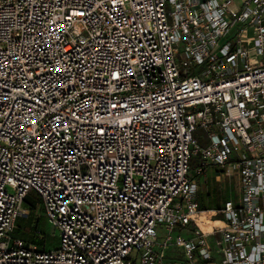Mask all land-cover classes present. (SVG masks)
<instances>
[{
	"label": "built area",
	"instance_id": "2783aa9c",
	"mask_svg": "<svg viewBox=\"0 0 264 264\" xmlns=\"http://www.w3.org/2000/svg\"><path fill=\"white\" fill-rule=\"evenodd\" d=\"M0 264H264V0H0Z\"/></svg>",
	"mask_w": 264,
	"mask_h": 264
},
{
	"label": "rangeland",
	"instance_id": "374dc122",
	"mask_svg": "<svg viewBox=\"0 0 264 264\" xmlns=\"http://www.w3.org/2000/svg\"><path fill=\"white\" fill-rule=\"evenodd\" d=\"M193 160H196L197 164L200 163V159L198 157H195ZM210 167L211 166L209 165L208 172L206 171L200 174L201 177L197 174V166L192 167L190 177L194 179L200 185V190L198 192V201L200 203L202 200L212 201L214 204L218 206H222L225 202L224 200L227 198L237 200L239 197V193H240L239 175L236 174V176L234 177H228L222 174L220 172V169H218L217 167L216 168L215 167L210 168ZM207 173H208L207 176L209 180H207V176H205V174ZM213 188H215L213 195H212L213 197H209L208 191H211V189ZM31 206H34L35 210L30 209L29 216H22L19 219V222L17 225L21 230L19 229V231L14 232L12 234V237H17V236L21 237L23 228L31 229L33 225L38 224L41 232L45 233L47 236V239L45 242L48 245V247L53 248V249L57 248L59 245V237L57 235V231L44 217L43 209L41 207V202L39 199H36L33 196V194H30L27 200H25L24 202V208H29ZM208 213H211V212H206L204 215H201V216L205 219H208L209 221L222 224L220 220L218 219L213 220L214 217H208L207 216ZM34 220H36V222H33ZM178 231H179V227L175 229V234H177ZM184 235H188V234H184Z\"/></svg>",
	"mask_w": 264,
	"mask_h": 264
},
{
	"label": "trees",
	"instance_id": "16d2710c",
	"mask_svg": "<svg viewBox=\"0 0 264 264\" xmlns=\"http://www.w3.org/2000/svg\"><path fill=\"white\" fill-rule=\"evenodd\" d=\"M203 144V143H202ZM191 168L193 167V166H197V168L201 165V163H199V164H197V161L196 160H193V161H191ZM203 168L204 169H207L208 168V166H206V165H203ZM199 176H200V174H198ZM201 177V176H200ZM198 184V189L200 190V185H199V183H197ZM34 196V195H33ZM27 200V199H26ZM30 209H32V210H35V207L34 206H31V207H29ZM202 210H204L203 209V206H201L200 205V207H199V211H202ZM18 222H19V220H18ZM33 222H36V220H34ZM18 224V223H17ZM36 226H38V224H35V225H33V227L31 228V229H33V230H36L37 229V227ZM19 227H18V225H17V229L14 231V232H17V231H19ZM21 230V229H20ZM18 237V236H17ZM21 237H26V238H29L30 240H32V241H34V242H38V243H41L39 240H37V236L35 235V234H29V233H26V234H24L23 232H22V236Z\"/></svg>",
	"mask_w": 264,
	"mask_h": 264
},
{
	"label": "bare ground",
	"instance_id": "6f19581e",
	"mask_svg": "<svg viewBox=\"0 0 264 264\" xmlns=\"http://www.w3.org/2000/svg\"><path fill=\"white\" fill-rule=\"evenodd\" d=\"M205 213L206 211H202V212L198 211L196 214H194V218L197 220V223L205 232L211 231L214 225H219V226L221 225L216 222H212L209 221L208 219L203 218L201 215H204Z\"/></svg>",
	"mask_w": 264,
	"mask_h": 264
},
{
	"label": "crops",
	"instance_id": "0c3cea01",
	"mask_svg": "<svg viewBox=\"0 0 264 264\" xmlns=\"http://www.w3.org/2000/svg\"><path fill=\"white\" fill-rule=\"evenodd\" d=\"M211 167H213V166H211ZM210 167V168H211ZM206 171L208 172L209 170H208V168L206 169ZM208 175V173L207 174H205V176H207ZM207 180H209L208 179V176H207ZM207 182V181H206ZM209 182V181H208ZM210 187V186H209ZM214 190H215V188H213V189H211V191H208V195H209V197H213L212 195H213V192H214ZM228 199V198H227ZM227 199H225L224 201H226ZM200 205L201 206H203V209L204 210H202V211H206V212H210V211H216L217 209H219V208H221L222 206H218V205H216V204H214L212 201H201V203L199 202V207H200Z\"/></svg>",
	"mask_w": 264,
	"mask_h": 264
}]
</instances>
